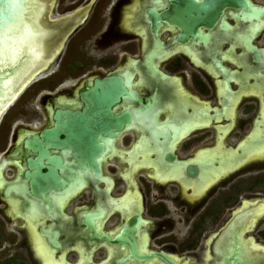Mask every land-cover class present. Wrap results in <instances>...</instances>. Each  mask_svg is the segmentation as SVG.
Returning a JSON list of instances; mask_svg holds the SVG:
<instances>
[{
	"label": "flooded vegetation",
	"instance_id": "obj_1",
	"mask_svg": "<svg viewBox=\"0 0 264 264\" xmlns=\"http://www.w3.org/2000/svg\"><path fill=\"white\" fill-rule=\"evenodd\" d=\"M186 1L40 0L47 5L45 18L56 5L53 32L46 38H56L52 50L102 56L95 72L86 67L88 61L78 59L83 64L73 68V61L69 68L76 72L86 67L83 76L52 80L51 85L44 83L49 77L42 79L44 90L51 91L44 94L43 109L17 117L8 140L0 144L4 179L0 180V264H47L37 254L39 242L58 264L243 262L234 243L228 241L233 251L225 259L218 247L228 238L234 220L243 211L245 215L246 210L239 211L245 199L239 200L237 209L234 196L223 200L231 213L225 222L220 223L214 202L189 226L190 205L202 196L192 200L193 188L183 191L186 180L201 175L195 159L200 149L215 147L225 130L226 147L237 148L259 122L264 101V0H195L199 12L192 16L200 18L191 21L190 31L188 16L181 12ZM260 15L263 25L256 27ZM112 76L122 80L118 100L109 110L96 109L110 112L106 130L112 134L104 129L96 145L85 149L60 141L65 134L55 142L43 138L44 129L55 127L57 110L92 109L93 94L82 91L93 88L96 79ZM68 81L70 86H64ZM238 94L233 122L229 101ZM172 103L180 108L179 117L169 108ZM8 108L2 112L0 127ZM149 109V122L155 118L156 123L146 126L137 112ZM238 120L249 130L230 144L227 139L235 135ZM197 122L206 124L190 131L172 152L177 135ZM142 133L156 146L153 157L159 153L163 162L136 170L130 154ZM33 135L43 139L50 157L40 147L25 145ZM208 138L212 143L203 146ZM191 149L188 156L178 153ZM30 158L41 165L36 177ZM164 170L176 171L178 178L167 177ZM172 202L183 219H172ZM249 222L240 225L247 231L244 240L249 249L252 239L263 246L249 256L256 260L253 264H264V242L252 235L260 220L252 228H247ZM260 236L264 240V228Z\"/></svg>",
	"mask_w": 264,
	"mask_h": 264
},
{
	"label": "water",
	"instance_id": "obj_2",
	"mask_svg": "<svg viewBox=\"0 0 264 264\" xmlns=\"http://www.w3.org/2000/svg\"><path fill=\"white\" fill-rule=\"evenodd\" d=\"M46 9V2L40 0H0V114L17 100L26 82H33L40 69L53 65L58 54L59 50H52V46L58 44L56 38L46 41L53 32L50 28L53 21L48 16L44 17ZM181 12L188 16L185 23L189 25L186 27L187 31H190L191 21L200 18L192 16V13L199 12L195 0H187L186 7ZM121 88L122 80L116 76L96 79L93 88L82 91L83 94H93L89 97L94 104L93 108L86 106L82 112L57 110L55 127L44 129L41 135L46 140L55 142L60 140V134H65L66 138L60 141L69 140L80 149L96 145L98 134L104 129L112 134L110 129L106 130V125L110 124V112L103 114L96 109L105 107L109 110L112 103L118 100ZM111 124L113 125L112 122ZM114 124L119 125V122ZM25 143L33 150L40 147L45 156L50 157L44 148L46 143L37 135L26 139ZM56 157L53 155L52 159ZM36 161L29 159L30 167L35 169L34 177L41 167ZM39 175L45 178L41 172Z\"/></svg>",
	"mask_w": 264,
	"mask_h": 264
},
{
	"label": "bare ground",
	"instance_id": "obj_3",
	"mask_svg": "<svg viewBox=\"0 0 264 264\" xmlns=\"http://www.w3.org/2000/svg\"><path fill=\"white\" fill-rule=\"evenodd\" d=\"M257 17L259 18V21L256 24V27H260L263 25L261 21L262 15ZM29 83L30 82H26L22 91L27 87ZM218 92L220 94L223 93L221 87H219ZM240 99L241 95L238 94L237 96L234 95L229 101V106L231 107H229L230 110L228 114L231 115L232 118L235 116V109ZM169 108L171 109L172 113H176L179 117V115L181 114L179 113L180 108H178L175 103H172ZM149 113L150 109L147 112H137V119L140 122L144 123V125L146 126H150L153 122L156 123L155 118L154 121L149 122V120L151 119V115H149ZM259 114L261 115V117L257 119V122H259L256 123V128L249 134V136L245 137L239 143L237 148L226 147L225 138L227 136L228 130H225L223 135L218 137L219 142L215 145V147L202 148L196 153L195 159L198 164L201 165V175L193 181L186 180V188H184L183 191L184 193H187L188 187H192L193 192L190 196L192 200L198 199L203 196L214 183H216L223 175L231 172L234 168H237L245 162L264 158V101L261 104ZM156 117H159V113ZM233 122H235V118H233ZM205 124L203 122H197L194 125L189 126L186 130L180 132L173 142V145L171 147L172 152L174 151L178 143L190 131H192L195 127H199ZM153 152H156V146H153L150 142V139L144 133H142L137 144L134 146L133 151L130 154V160L134 158L136 160L135 162H137V165H135L134 169L137 170L141 166H152V164H154V161L156 165H159V163L161 164L163 161L160 160L159 153L154 158ZM216 161L218 163H216ZM163 167H165V165H163ZM1 171H3L2 168L0 169V180L3 181V172ZM164 172L167 174V177L174 176V178H178V176L176 175V171L164 170ZM256 201L257 200H244L243 208L239 209V211L246 210L245 215L242 216V214L244 213L243 211V213H241L240 216L234 220V223L230 226L228 238L218 247V250L219 252H221V254H223L224 259L230 252L233 251V246L229 244V242H232L235 244L234 246L239 253V258L243 260L241 264H253L254 262H256V260L252 259V256H249V254L253 253V250L259 252L263 246L252 239V244L250 246L251 249H249L247 242L244 240V235L247 231L245 230V228L241 229L240 226L244 221L250 220V225L247 228H252L256 224L258 218L264 214V202ZM248 209L251 210L248 211ZM237 212L238 211H235V213ZM232 236H236L237 240L233 241V239H231ZM147 237L145 239L146 245L148 243ZM37 254L40 255L47 264H58L57 261L54 263L52 262L54 261V257L48 253L42 242H39ZM223 263L224 261L218 264Z\"/></svg>",
	"mask_w": 264,
	"mask_h": 264
},
{
	"label": "rangeland",
	"instance_id": "obj_4",
	"mask_svg": "<svg viewBox=\"0 0 264 264\" xmlns=\"http://www.w3.org/2000/svg\"><path fill=\"white\" fill-rule=\"evenodd\" d=\"M56 5L52 6L48 17L53 21L54 18L58 15L56 10ZM100 56H102L101 53H76V52H65V51H58V54L53 62V65H50L48 67H45L43 69H40L33 82H30L27 87L20 93L17 100L15 102H12L10 107L8 108V113L5 117H3V121L1 123L0 127V144L4 145L6 141L8 140L10 133L13 129V122L17 119V117L21 118L23 116H30L35 113H39L41 109H43V101L44 100V94L51 93V91H46L44 89L45 86L41 83L42 79L49 77L48 80L44 82L45 84L51 85L53 82L52 80L56 81H64L66 79L71 80L72 76H83L84 73L89 71H96L97 68V62H99ZM86 60L89 62V65L86 67L79 68L76 72L70 71L72 62H73V68L76 66V64L82 65L83 62L81 60ZM78 60V61H77ZM93 64H90V63ZM76 63V64H75ZM85 66V65H84ZM55 78V79H54ZM71 82L68 81V83H65L64 86H70ZM42 89V90H41ZM50 89V88H49ZM53 94V93H52ZM39 111V112H38ZM4 113V112H3ZM3 113L0 116V119L3 115ZM243 121V120H242ZM242 121L238 120V125L236 127L235 135L231 136V138L227 139V142L230 144H234L239 135L245 134L249 129L248 127H241ZM46 122V121H45ZM248 124V122H245ZM36 129V128H34ZM245 132V133H244ZM212 143V139L208 138L205 140L202 145H210ZM180 147V146H179ZM193 152V149L187 151V152H180L178 150V153L181 156L184 155H190ZM259 176V177H258ZM254 177H258L255 180ZM264 158L257 159L254 161H251L249 163H245L243 165H240L237 167L235 172L232 174H228L221 178L218 182H216L203 196L198 200V202L190 205V209L187 212V215L189 217L187 225H191L193 220H196L199 218L200 215L204 214L205 210L213 206L216 202L215 208L217 211V215L220 214L219 217L220 223L225 222L228 220L231 213L224 208V199L227 197L229 199L230 196H234V199L237 198L238 201L233 207L234 209L240 205L239 200L240 199H249L252 201L255 200H264ZM263 179V180H262ZM233 198V197H232ZM172 211H171V217L173 220H180L184 218L183 214L179 212V208L176 206L174 202H172ZM226 206V205H225ZM223 207V208H222ZM220 208V209H218ZM225 210L224 212H222ZM236 211V210H235ZM258 220H260L259 224L254 228V231L252 235H254L259 242H264V240L261 238L260 233L264 228V214L261 215ZM220 223L216 226V229L220 227ZM187 230V233H189L190 228L188 226L185 228Z\"/></svg>",
	"mask_w": 264,
	"mask_h": 264
}]
</instances>
